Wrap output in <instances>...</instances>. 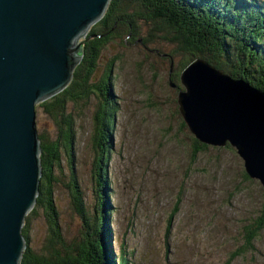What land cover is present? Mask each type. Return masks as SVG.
Instances as JSON below:
<instances>
[{
  "label": "rangeland",
  "instance_id": "obj_1",
  "mask_svg": "<svg viewBox=\"0 0 264 264\" xmlns=\"http://www.w3.org/2000/svg\"><path fill=\"white\" fill-rule=\"evenodd\" d=\"M137 27L146 36L153 26L142 22ZM158 48L174 46L157 37L142 43L127 34L107 41L89 80L95 86L92 92L86 99L68 101L65 114L72 119L74 161L61 145L53 169L62 240L68 245L91 240L92 247L95 228L99 237L98 225L108 214L113 255L127 264H264V227L250 246L245 239L264 208L263 187L257 179H246L244 162L232 146H208L193 155L194 136L182 125L177 90L169 85V65L154 51ZM181 59L175 52V65ZM110 61L109 92L102 78L107 80ZM103 102L116 109L109 131L107 206L104 190H96L98 150L93 146L94 115ZM62 118L37 108V132L48 139L60 137ZM73 175L89 217L86 231L72 201ZM27 214L26 246L44 252L48 223L43 208L35 203ZM101 260L106 264L103 255Z\"/></svg>",
  "mask_w": 264,
  "mask_h": 264
},
{
  "label": "water",
  "instance_id": "obj_2",
  "mask_svg": "<svg viewBox=\"0 0 264 264\" xmlns=\"http://www.w3.org/2000/svg\"><path fill=\"white\" fill-rule=\"evenodd\" d=\"M107 2L0 0V264H20L25 246L22 219L37 195L41 167L34 103L68 83L82 56L78 54L83 53L82 42L95 34L82 41L78 37L103 16ZM173 60L171 57L170 65ZM186 66L180 72L183 88L178 89L176 100L189 129L206 143L224 145L228 140L264 190V117L246 113L245 99L234 105L231 100L226 102L223 92L220 95L202 87L198 74L217 78L220 89L230 81L238 84L235 95L233 91L228 94L232 97L264 92L230 78L207 61L193 59ZM169 85L174 86L171 76ZM209 97L220 102L217 112L199 106Z\"/></svg>",
  "mask_w": 264,
  "mask_h": 264
},
{
  "label": "trees",
  "instance_id": "obj_3",
  "mask_svg": "<svg viewBox=\"0 0 264 264\" xmlns=\"http://www.w3.org/2000/svg\"><path fill=\"white\" fill-rule=\"evenodd\" d=\"M257 3L258 8L264 12V0H257ZM236 8L235 0H110L103 16L91 26L88 33V35L98 34V36L91 37L82 44V58L73 69L69 84L50 98L35 105L36 109L41 108L52 117L62 115L63 118L60 137L48 139L43 133L44 136L38 134L41 149V176L36 204L43 208L48 223V237L42 250L44 252H36L26 246L20 264H103L102 255L106 258V264H127L126 260L119 261L113 255L111 230L107 223L108 214L98 225L101 229L99 237L96 234L99 230L95 228L92 247H90L91 240H88V244L80 241L69 245L62 240L58 210L53 196L54 183L57 181L53 169L60 161L61 145L70 151L71 163L74 161V130L71 117L65 114L66 105L71 100L86 99L92 92L95 86L90 84L89 80L104 44L122 35H128L130 32L134 34L131 40L141 37L142 43H148L157 37L174 46L172 50L158 48L154 51L168 62V69L171 68L173 71L171 78L177 86H181L180 72L186 64L195 58H203L232 77L248 81L254 87L264 91V15L253 14L252 10L240 14L236 13ZM142 22H151L153 26L146 36L141 35L137 27ZM175 52H179L182 59L178 65L175 63L170 65V59L171 57L174 59ZM112 61L104 73L107 80L102 78L105 84L103 89L105 91L108 89L109 92ZM174 89L178 91V88ZM103 99H106V96ZM115 111V108L103 102L94 115L93 146L95 150H98L94 163L97 167L96 190L98 193L104 190L103 204L105 206L108 205L109 131L114 125ZM182 122V125L188 128L185 121L182 120ZM100 136L103 141H100ZM194 137L193 155L195 156L199 150L206 149L208 145ZM75 176L73 175L70 183L72 201L75 203L76 211L84 220L83 228L86 231L90 228V225L87 226L89 217L83 211L82 191ZM244 176L246 179H251L246 172ZM178 204L179 199L168 216L169 225L178 211ZM91 223L94 224L93 221ZM263 227L264 208L256 218L255 224L247 231L246 245H251L252 238ZM22 233L27 238V226L24 225ZM59 246L62 248L59 249ZM238 251L240 249L232 252L230 256L234 257Z\"/></svg>",
  "mask_w": 264,
  "mask_h": 264
},
{
  "label": "bare ground",
  "instance_id": "obj_4",
  "mask_svg": "<svg viewBox=\"0 0 264 264\" xmlns=\"http://www.w3.org/2000/svg\"><path fill=\"white\" fill-rule=\"evenodd\" d=\"M109 4H110V0H108V2H107V5H106V7L107 6H109ZM102 17V16H101ZM100 17V18H101ZM99 18V19H100ZM98 19V20H99ZM95 23V22H94ZM93 23V24H94ZM93 24H91L90 25V27H88V29L85 31V33L83 34V36H79L78 37V41H82V40H84V38H86V36L88 35V33H89V31H90V29H91V26L93 25ZM94 36H98V34H95ZM94 36H90L88 39H90L91 37H94ZM87 39V40H88ZM87 40H85V41H83L82 42V44L84 43V42H86ZM79 56H81L82 55V52L81 51H79ZM81 58H82V56H81ZM81 58L79 59V61L81 60ZM196 59H201L202 61H207V60H205V59H203V58H195V60ZM79 61L76 63V65L79 63ZM198 62V61H197ZM208 62V61H207ZM209 63V62H208ZM209 64H211V63H209ZM75 65V66H76ZM75 66L73 67V69L75 68ZM187 67V66H186ZM186 67L183 69V70H186ZM73 69H72V72H73ZM173 72V71H172ZM185 72V71H184ZM190 72V71H189ZM198 72V71H197ZM227 73V72H226ZM199 81H200V85L202 86V87H205V88H207V89H213V90H215L216 92H218L220 95H221V93L223 92L224 93V95L226 96L225 97V100H226V102H230V100H231V102H233V104L234 105H236L237 104V102L238 101H240V102H243L244 101V99L246 100V102H245V106H243V107H245V112L247 113H249V115L251 116V117H258V118H260V117H264V95H262V94H260V95H257V96H254V95H247V96H244V94H242V96L241 97H239V98H236V96L235 97H232V95H228L229 93H230V91H233V93L236 91L235 89H237V86H238V84L237 85H232V83H231V81L230 82H228L227 84H225L224 86H222L223 88H221L220 89V87H219V84H218V80H217V78H212V79H206V77H204V75L202 74V72H200L199 74ZM227 75L230 77V78H232V79H235V80H242V79H236V78H234V77H232L230 74H228L227 73ZM180 77H181V75H180ZM71 78H72V75H71ZM71 78H70V80H71ZM190 79H191V77H190ZM225 79V78H224ZM70 80L68 81V83L65 85V87L69 84V82H70ZM222 80V79H221ZM244 81V80H243ZM225 82V81H224ZM238 82V81H237ZM245 82H248V81H245ZM173 83H174V86H172V87H174V88H183V85L181 84V86H177L176 84H175V82L173 81ZM181 83V82H180ZM198 83V82H197ZM249 84H250V82H248ZM251 86H253L252 84H250ZM254 87V86H253ZM256 88V87H255ZM63 89V88H62ZM61 89V90H62ZM206 89V90H207ZM257 89H259V88H257ZM61 90H59V91H61ZM260 90V89H259ZM58 91V92H59ZM212 91V90H211ZM262 90H260V92H261ZM58 92H55V93H53V94H51L50 96H48V97H46V98H44V99H42V100H39V101H37V102H35L34 103V109H35V116H36V103H38V102H40V101H43V100H45V99H48V98H50L52 95H54V94H56V93H58ZM213 92V91H212ZM264 92V91H263ZM210 95V94H209ZM234 95H235V93H234ZM223 96V95H222ZM204 102H200V104H199V106H203V107H208V108H210V107H212L213 108V110H215L216 112L218 111V109L217 108H219L220 109V107H217L219 104H220V102L217 100V99H211V97H209V98H206V99H204L203 100ZM196 102V101H195ZM194 102V103H195ZM178 103V102H177ZM192 103V102H191ZM190 103V104H191ZM223 103H224V101H223ZM239 104V103H238ZM178 108H179V104H178ZM232 108H233V106H232ZM195 109V108H194ZM217 109V110H216ZM223 109V108H222ZM240 109V108H239ZM210 110H211V108H210ZM212 110V111H213ZM201 111V110H200ZM238 111V110H237ZM179 112H180V114H181V116H182V118H183V120L185 121V119H184V117H183V114H182V112L180 111V109H179ZM215 113V112H214ZM220 113V112H219ZM216 115V114H215ZM220 116H222V115H220ZM224 116V115H223ZM222 116V117H223ZM236 116V115H235ZM246 118H247V116H246ZM248 119V118H247ZM257 119V118H256ZM216 120V119H215ZM213 121V120H212ZM234 121V120H233ZM246 121V120H245ZM229 122V121H228ZM185 123H186V125H187V122L185 121ZM188 126V125H187ZM229 126H232L231 125V123L229 124ZM35 127H36V124H35ZM189 128V127H188ZM239 128H242V126H240ZM37 130V129H36ZM190 130V129H189ZM253 130H254V128H253ZM191 131V130H190ZM248 132H250V131H248ZM192 133V132H191ZM39 133L37 132V135H38ZM193 134V133H192ZM194 135V134H193ZM253 135V134H252ZM195 136V135H194ZM256 137V136H255ZM38 138H39V136H38ZM195 138L197 139V140H199L200 142H202L203 144H206V145H209V146H215V147H225L227 144H230L233 148H235L236 149V147L235 146H233L228 140L226 141V143L224 144V145H214V144H211V143H206V142H204V141H202V140H200V139H198L196 136H195ZM263 138V137H262ZM260 141V140H259ZM262 141V140H261ZM263 142V141H262ZM261 143V142H260ZM40 151H41V149H40ZM40 151H39V161H40V167H41V158H40ZM236 151H237V149H236ZM238 153V152H237ZM238 155H239V153H238ZM240 156V155H239ZM241 157V156H240ZM241 159L243 160V162H244V159L241 157ZM245 167V166H244ZM245 171H246V169H245ZM246 173L248 174V176L251 178V179H255V178H253L247 171H246ZM40 176H41V174H40ZM39 185H40V177H39V184H38V189H37V195H38V193L40 192V190H39ZM37 195H36V197H35V201H34V204L35 203H37ZM33 204V205H34ZM33 207V206H32ZM32 207L24 214V217H23V219H22V224H21V233H22V228L24 227V224H25V220H26V218H27V213H29V211L32 209ZM22 235H23V237H24V243H25V246H24V249H23V252H24V250H25V248H26V237L24 236V234L22 233ZM23 252H22V255H23Z\"/></svg>",
  "mask_w": 264,
  "mask_h": 264
},
{
  "label": "flooded vegetation",
  "instance_id": "obj_5",
  "mask_svg": "<svg viewBox=\"0 0 264 264\" xmlns=\"http://www.w3.org/2000/svg\"><path fill=\"white\" fill-rule=\"evenodd\" d=\"M236 1V9H237V12L236 13H240L241 12H250L249 10H252V13L253 14H257L259 16H263L264 15V12L261 11L259 8H258V3H257V0H235ZM130 36V38L134 37V34L132 35V33L130 32L128 34ZM137 40H141V37H137L136 38ZM147 49L148 47L145 46ZM172 75V73L170 74V76ZM172 79V78H171ZM168 80H169V77H168ZM173 80V79H172ZM174 81V80H173ZM172 87V86H170ZM99 88H101V86L99 85ZM174 89V87H172ZM194 136V135H193ZM206 145V144H205ZM230 144H227L226 146H229ZM209 146V145H208ZM231 146V145H230ZM215 147V146H214ZM241 158V157H240Z\"/></svg>",
  "mask_w": 264,
  "mask_h": 264
}]
</instances>
